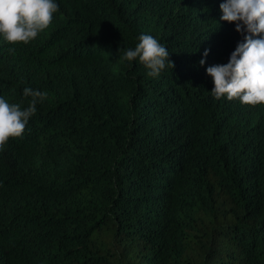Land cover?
Segmentation results:
<instances>
[{"label": "trees", "instance_id": "1", "mask_svg": "<svg viewBox=\"0 0 264 264\" xmlns=\"http://www.w3.org/2000/svg\"><path fill=\"white\" fill-rule=\"evenodd\" d=\"M55 2L29 43L0 36V97L47 93L0 149V264H264V105L206 73L243 39L223 0ZM141 34L173 68L121 60Z\"/></svg>", "mask_w": 264, "mask_h": 264}, {"label": "clouds", "instance_id": "2", "mask_svg": "<svg viewBox=\"0 0 264 264\" xmlns=\"http://www.w3.org/2000/svg\"><path fill=\"white\" fill-rule=\"evenodd\" d=\"M55 0H0V36L10 44H27L49 27L58 11ZM220 20L235 24L243 37L230 53L228 62L206 68L212 78L214 98L238 99L242 105H264V0H223L219 5ZM134 49L121 57L131 63L137 60L157 77L166 67H174L169 51L151 35L141 34ZM10 53L15 49L10 48ZM208 55V49L203 56ZM167 62V63H166ZM201 65L204 59L199 61ZM24 97H31L26 108L9 103L0 97V149L8 140L21 137L26 124L37 109L36 104L47 98V93L23 89Z\"/></svg>", "mask_w": 264, "mask_h": 264}]
</instances>
